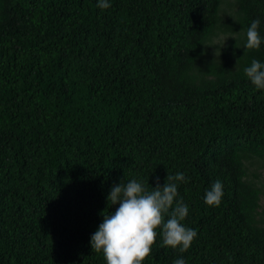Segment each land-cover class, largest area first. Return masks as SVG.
<instances>
[{
    "label": "trees",
    "instance_id": "1",
    "mask_svg": "<svg viewBox=\"0 0 264 264\" xmlns=\"http://www.w3.org/2000/svg\"><path fill=\"white\" fill-rule=\"evenodd\" d=\"M111 2L0 0V264H106L112 186L177 172L198 237L158 236L147 264H264V91L244 74L264 46L242 48L264 0Z\"/></svg>",
    "mask_w": 264,
    "mask_h": 264
},
{
    "label": "clouds",
    "instance_id": "2",
    "mask_svg": "<svg viewBox=\"0 0 264 264\" xmlns=\"http://www.w3.org/2000/svg\"><path fill=\"white\" fill-rule=\"evenodd\" d=\"M102 11L112 7L111 0H97ZM262 21L257 18L248 26L245 33L243 49L245 55L249 50L259 51L264 46V35H261ZM241 32H244L242 29ZM240 32L231 39L237 41ZM224 44L210 46L216 49L215 55L224 48ZM244 74L256 90L264 91V62L253 59L244 68ZM251 163V162H249ZM249 167V166H248ZM184 172L168 174L161 186L146 185L142 180L131 179L114 184L108 194L109 209L116 207L115 212L102 213L103 221L92 234L90 244L97 253H102L106 264H147L157 237L162 238V247L187 252L198 237V232L185 225L190 209L183 198L179 197V186L189 182ZM224 197V185L215 181L204 195V203L210 207L219 206ZM165 217H168L165 219ZM173 264H186L183 256L176 258Z\"/></svg>",
    "mask_w": 264,
    "mask_h": 264
},
{
    "label": "rangeland",
    "instance_id": "3",
    "mask_svg": "<svg viewBox=\"0 0 264 264\" xmlns=\"http://www.w3.org/2000/svg\"><path fill=\"white\" fill-rule=\"evenodd\" d=\"M249 166V170L251 174L256 173H260L262 175V179H263V183H264V168H263V163L262 162H258L255 161L253 163H248ZM263 183L261 184V186H263ZM262 204L264 206V197H263V201Z\"/></svg>",
    "mask_w": 264,
    "mask_h": 264
}]
</instances>
